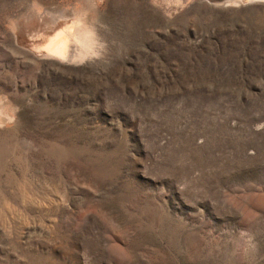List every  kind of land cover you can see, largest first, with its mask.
Listing matches in <instances>:
<instances>
[{"label":"rangeland","instance_id":"obj_1","mask_svg":"<svg viewBox=\"0 0 264 264\" xmlns=\"http://www.w3.org/2000/svg\"><path fill=\"white\" fill-rule=\"evenodd\" d=\"M0 264H264V0H0Z\"/></svg>","mask_w":264,"mask_h":264},{"label":"bare ground","instance_id":"obj_2","mask_svg":"<svg viewBox=\"0 0 264 264\" xmlns=\"http://www.w3.org/2000/svg\"><path fill=\"white\" fill-rule=\"evenodd\" d=\"M82 45L83 38L77 25L74 23L71 27L65 26L58 30L55 36L46 44V48L56 56L72 59L79 56L81 50L79 48Z\"/></svg>","mask_w":264,"mask_h":264}]
</instances>
